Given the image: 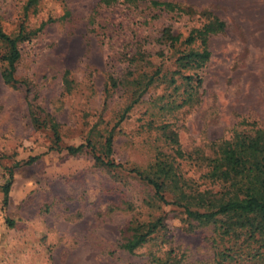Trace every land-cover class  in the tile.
Masks as SVG:
<instances>
[{
  "label": "rangeland",
  "instance_id": "1",
  "mask_svg": "<svg viewBox=\"0 0 264 264\" xmlns=\"http://www.w3.org/2000/svg\"><path fill=\"white\" fill-rule=\"evenodd\" d=\"M158 1L181 12L148 0H0V29L29 32L18 45L16 84L0 78V186L9 181L0 264H264L257 233H224L222 217L194 221L167 192L162 204L127 172L175 157L172 134L191 155L174 158L180 175L198 190H218L201 159L234 133L264 131V0ZM212 19L223 28L206 35L208 60L180 66L185 53L201 50L196 31ZM6 50L0 42V75ZM108 132L110 158L123 169L93 159ZM85 141L93 150H63ZM157 218L145 243L121 248Z\"/></svg>",
  "mask_w": 264,
  "mask_h": 264
},
{
  "label": "trees",
  "instance_id": "2",
  "mask_svg": "<svg viewBox=\"0 0 264 264\" xmlns=\"http://www.w3.org/2000/svg\"><path fill=\"white\" fill-rule=\"evenodd\" d=\"M39 0H27L28 7L34 6ZM118 1L131 4L141 2L142 0H97L95 6H112ZM148 4L155 8H160L166 12H181L179 6L169 2H161L158 0H148ZM223 24L216 19H212L202 25L196 31L201 44L200 51H190L184 54L181 59L185 67L189 64L202 66L209 57V51L206 46V35L220 31ZM29 32L18 29L13 37L7 36L0 29V42L7 48L4 54L5 68L0 78L5 84L14 85L16 81L13 77L15 65L20 57L19 43L26 40ZM167 37L168 34H166ZM182 60V61H181ZM66 75V74H65ZM64 75V76H65ZM63 76V78H64ZM150 78V77H149ZM147 78V82H149ZM199 83V79H196ZM65 83V80L63 79ZM191 96L188 97L190 100ZM135 101H132L123 111L120 119L130 110ZM185 102V101H184ZM31 122L37 125L38 121L31 114ZM53 144L57 143L56 133L51 127ZM168 140L177 146L175 149V157L166 155L155 156L153 162L148 169L139 171L138 169H128V173L133 174L143 183L148 185L152 191V196L162 204H167L163 192H167L174 200L172 204L182 206L187 217L199 222L215 223L217 217L227 218V230L249 229L252 233L260 238L261 246L264 249V131L256 129L252 133H234L228 140L218 143L216 153L213 157L206 156L201 160H205L203 164V177L206 178L210 185H216L218 190L212 193L209 188L198 190L196 186H191L189 180L178 171L175 167V160L186 157L191 159V155H183L179 150L175 137L172 134L167 136ZM103 151L100 154L93 153V159L101 165L112 169H123V165L115 163L110 157L112 156V145L110 132L106 133L103 139ZM89 148L93 150V146L88 141L83 145L76 147H65L63 150L68 155L80 153L83 149ZM53 148H48L47 151ZM59 150L57 146L54 148ZM36 157L28 159L26 164H30ZM200 159V158H199ZM9 181H5L0 186L1 192V210L5 211L7 206V188ZM195 208L191 210L189 208ZM203 209L202 212L197 209ZM4 223L7 227L13 225L12 221L4 217ZM160 227V220L157 218L154 222L145 224V230L141 233H133L130 238L125 241L121 248L131 253L135 248L139 247L147 240L148 235Z\"/></svg>",
  "mask_w": 264,
  "mask_h": 264
}]
</instances>
